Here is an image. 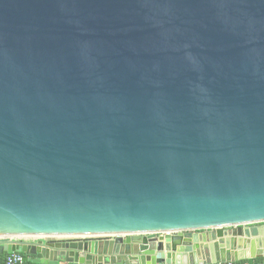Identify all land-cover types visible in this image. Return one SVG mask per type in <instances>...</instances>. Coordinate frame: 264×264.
I'll return each instance as SVG.
<instances>
[{
    "label": "water",
    "instance_id": "obj_1",
    "mask_svg": "<svg viewBox=\"0 0 264 264\" xmlns=\"http://www.w3.org/2000/svg\"><path fill=\"white\" fill-rule=\"evenodd\" d=\"M201 250L264 264V0H0V256Z\"/></svg>",
    "mask_w": 264,
    "mask_h": 264
},
{
    "label": "crops",
    "instance_id": "obj_2",
    "mask_svg": "<svg viewBox=\"0 0 264 264\" xmlns=\"http://www.w3.org/2000/svg\"><path fill=\"white\" fill-rule=\"evenodd\" d=\"M235 230L236 231H240L239 229H235ZM244 230H246V229H244ZM199 254H200V256L197 258V261L207 262L206 264H210V263H208L209 257H208L207 251L201 250V252ZM7 255L8 254H5L4 256H0V264H5V259H6ZM25 264H35V263L29 261V262H27ZM167 264H171V263L168 262Z\"/></svg>",
    "mask_w": 264,
    "mask_h": 264
},
{
    "label": "built area",
    "instance_id": "obj_3",
    "mask_svg": "<svg viewBox=\"0 0 264 264\" xmlns=\"http://www.w3.org/2000/svg\"><path fill=\"white\" fill-rule=\"evenodd\" d=\"M5 264H25L24 256L20 252L7 255Z\"/></svg>",
    "mask_w": 264,
    "mask_h": 264
},
{
    "label": "bare ground",
    "instance_id": "obj_4",
    "mask_svg": "<svg viewBox=\"0 0 264 264\" xmlns=\"http://www.w3.org/2000/svg\"><path fill=\"white\" fill-rule=\"evenodd\" d=\"M202 232V231H201Z\"/></svg>",
    "mask_w": 264,
    "mask_h": 264
}]
</instances>
